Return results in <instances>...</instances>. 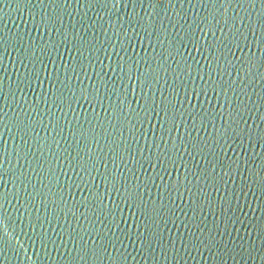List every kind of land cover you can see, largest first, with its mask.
I'll return each instance as SVG.
<instances>
[{
  "label": "water",
  "instance_id": "water-1",
  "mask_svg": "<svg viewBox=\"0 0 264 264\" xmlns=\"http://www.w3.org/2000/svg\"><path fill=\"white\" fill-rule=\"evenodd\" d=\"M0 264H264V0H0Z\"/></svg>",
  "mask_w": 264,
  "mask_h": 264
}]
</instances>
